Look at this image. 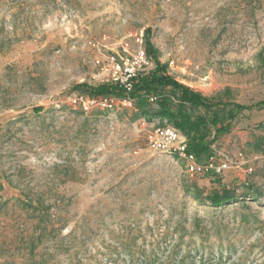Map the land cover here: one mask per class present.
<instances>
[{
    "label": "rangeland",
    "instance_id": "374dc122",
    "mask_svg": "<svg viewBox=\"0 0 264 264\" xmlns=\"http://www.w3.org/2000/svg\"><path fill=\"white\" fill-rule=\"evenodd\" d=\"M136 31L145 75L164 65L211 105L195 113L200 164L216 150L238 168L191 177L148 149L140 121L166 119L144 92L131 109L71 108L109 94L97 47ZM262 102L264 0H0V264H264V142L246 146L264 137ZM223 188L236 200L212 207Z\"/></svg>",
    "mask_w": 264,
    "mask_h": 264
},
{
    "label": "built area",
    "instance_id": "2783aa9c",
    "mask_svg": "<svg viewBox=\"0 0 264 264\" xmlns=\"http://www.w3.org/2000/svg\"><path fill=\"white\" fill-rule=\"evenodd\" d=\"M128 38L132 41L133 47L128 41L121 43L118 47L101 45L97 47V55L93 60L97 75H92V78L101 77L102 84L114 87L117 93H109L97 99L76 95L69 99L71 108L89 113L94 110L119 111L131 109L134 106L135 85L145 76L150 64L143 48V31L130 33ZM147 99L150 103L157 101V97L153 95H149ZM140 124L143 127L148 126L144 129L148 149L183 162L186 172L191 177L206 173L219 176L229 168L240 166L238 159L234 160L226 153L216 150L208 154L204 163L200 164L199 156L189 149L183 134L169 125L166 120L152 122L141 120ZM238 156L242 157V154ZM251 171L249 167L247 172Z\"/></svg>",
    "mask_w": 264,
    "mask_h": 264
},
{
    "label": "trees",
    "instance_id": "16d2710c",
    "mask_svg": "<svg viewBox=\"0 0 264 264\" xmlns=\"http://www.w3.org/2000/svg\"><path fill=\"white\" fill-rule=\"evenodd\" d=\"M158 88H169L172 91V97L176 103L170 101L169 97L161 96L157 100L158 109L155 116L166 119L176 129L187 138L189 149L197 155L207 152L209 146L203 145V141L208 136L206 128V120L203 116L196 115L199 109H210L211 105L200 94L195 93L182 85L174 78L166 73L164 65L157 64L154 71L143 76L135 85V92H144L148 95L156 94ZM96 92V91H95ZM98 93H117L114 87L102 86L98 89ZM261 104L264 105V102ZM238 108H242L238 106ZM38 111V110H37ZM139 115L147 117V113L141 112ZM136 115V116H139ZM214 140V138H213ZM212 140V141H213ZM264 142V137L255 138L253 142L246 144L254 152H261V144ZM206 200L212 207H220L230 204L236 200V195L233 190L223 188L220 192L214 193L206 197Z\"/></svg>",
    "mask_w": 264,
    "mask_h": 264
}]
</instances>
